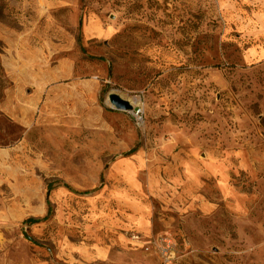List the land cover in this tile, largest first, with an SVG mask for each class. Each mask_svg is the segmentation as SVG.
Here are the masks:
<instances>
[{"label": "rangeland", "instance_id": "rangeland-1", "mask_svg": "<svg viewBox=\"0 0 264 264\" xmlns=\"http://www.w3.org/2000/svg\"><path fill=\"white\" fill-rule=\"evenodd\" d=\"M0 264H264V0H0Z\"/></svg>", "mask_w": 264, "mask_h": 264}, {"label": "water", "instance_id": "water-1", "mask_svg": "<svg viewBox=\"0 0 264 264\" xmlns=\"http://www.w3.org/2000/svg\"><path fill=\"white\" fill-rule=\"evenodd\" d=\"M109 103L118 110H130L132 108L129 101L120 98L117 94L109 93L108 94Z\"/></svg>", "mask_w": 264, "mask_h": 264}, {"label": "built area", "instance_id": "built-area-1", "mask_svg": "<svg viewBox=\"0 0 264 264\" xmlns=\"http://www.w3.org/2000/svg\"><path fill=\"white\" fill-rule=\"evenodd\" d=\"M158 250L163 257H170L172 253V242L168 238H161L158 244Z\"/></svg>", "mask_w": 264, "mask_h": 264}]
</instances>
